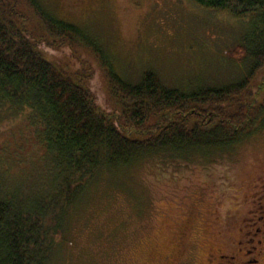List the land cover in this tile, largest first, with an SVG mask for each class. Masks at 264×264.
<instances>
[{"label": "trees", "instance_id": "trees-1", "mask_svg": "<svg viewBox=\"0 0 264 264\" xmlns=\"http://www.w3.org/2000/svg\"><path fill=\"white\" fill-rule=\"evenodd\" d=\"M194 2L250 18L252 31L233 53L252 63L239 82L187 92L145 71L131 84L94 37L39 0H0V114L23 115L44 150L41 167L24 179L0 165V264H49L71 210L105 170L130 167L146 156L176 164L196 155L206 160L256 131L264 114L252 89L264 74V0ZM47 50L67 59L52 58ZM83 53L104 73L107 105L92 85L94 71Z\"/></svg>", "mask_w": 264, "mask_h": 264}, {"label": "rangeland", "instance_id": "rangeland-1", "mask_svg": "<svg viewBox=\"0 0 264 264\" xmlns=\"http://www.w3.org/2000/svg\"><path fill=\"white\" fill-rule=\"evenodd\" d=\"M39 1L94 37L116 73L131 84L152 71L167 87L192 92L239 82L252 65L233 55L252 31L250 18L194 0ZM47 52L67 59L65 53ZM83 54L104 106V73L96 59ZM252 86L253 98L264 104V74ZM24 120L0 114V165L15 179L37 171L44 155ZM207 159L196 155L193 162L176 164L146 156L130 167L105 170L71 210L67 231L57 236L64 241L49 264H168L180 230L189 233L188 264H202L219 248L232 252V241L244 238L256 226V215H264V114L253 134ZM257 226L264 230V219Z\"/></svg>", "mask_w": 264, "mask_h": 264}, {"label": "flooded vegetation", "instance_id": "flooded-vegetation-1", "mask_svg": "<svg viewBox=\"0 0 264 264\" xmlns=\"http://www.w3.org/2000/svg\"><path fill=\"white\" fill-rule=\"evenodd\" d=\"M261 213H264V206H262ZM254 219L256 226L249 229L244 238L232 241L234 248L232 252H225L221 248L215 252L209 251L203 258L202 264H264V230L257 226L263 221L264 215H256ZM188 234L184 230L179 231V240L173 249L171 248L168 264H188L186 260V252L189 251L186 244Z\"/></svg>", "mask_w": 264, "mask_h": 264}]
</instances>
